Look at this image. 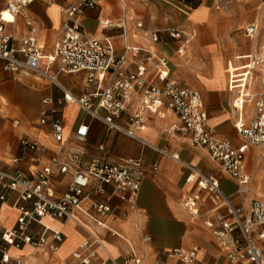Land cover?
<instances>
[{
    "label": "crops",
    "instance_id": "1",
    "mask_svg": "<svg viewBox=\"0 0 264 264\" xmlns=\"http://www.w3.org/2000/svg\"><path fill=\"white\" fill-rule=\"evenodd\" d=\"M77 0H33L24 12L32 17L37 27V36L45 46V54L53 50L55 41L60 38L62 17L60 8ZM127 6L126 38L131 46L156 51L167 57L169 77L180 85L198 90L207 112V124L219 138H228L234 145L241 140L234 128V113L231 101L234 93L228 90V69L239 72L252 52L264 53V0H201L196 7L174 5L170 0H125ZM4 4L0 0V7ZM121 3L118 0H98L94 8H85L79 17L80 24L88 34L102 37L110 36L116 53L123 50L122 30L119 27H104L101 22L114 23L122 18ZM184 5V4H182ZM103 19V20H102ZM142 22V29L135 27L136 21ZM101 21V22H100ZM257 23L258 31L252 38L243 33L250 23ZM16 26V27H15ZM173 27L182 31L188 38L183 55L176 49L180 41L164 37V41L150 40L144 30H161ZM14 39L26 32L24 18L17 16L15 23L5 27ZM16 30V31H15ZM150 65V63H148ZM85 74L60 73L58 81L75 95H80L84 86ZM257 87V84H256ZM61 91L40 76L32 73L12 74L0 72V166L6 171L19 169L24 172L32 169L37 151L25 149L22 138H34L46 146L39 163L47 164L53 154L54 141L49 124H39L40 111L45 97L57 99ZM63 122V146L84 152V160L104 158H137L144 161L146 174L134 199H121L117 194L108 200L112 211L104 218L108 229L94 225L80 212L76 213L90 227L99 239L95 248L93 264H132L128 260L130 250L142 257L140 264H155L157 259L163 264H181L179 260L168 257L166 253L175 247L187 248L192 244L199 247L201 256L209 264H229L217 241L204 225L203 220L214 211H225V207L216 202L197 186L196 181H187L192 170L205 175L216 176L224 193L234 191L235 182L226 174L220 173L205 148L195 146L186 133H171L169 126L177 118L168 110L165 117L151 114L142 137L157 146H166L176 152L179 160L161 155L149 147L116 131H109L95 119L73 103L59 106ZM17 124H13V121ZM80 123L89 126L84 142L73 140V131ZM102 144L105 148L98 150ZM12 157H23L14 164ZM153 162L158 164L156 171L151 170ZM244 163L250 176L251 195L264 196V147L249 145L244 148ZM70 181L68 174H55L53 182L58 192H63ZM108 192L111 188L107 187ZM6 194V202H0V231L13 228L18 218V207L13 203L15 193L5 191L0 186V195ZM199 193L201 195L200 214L193 216L182 207V197ZM95 200H104L96 196ZM232 202L241 204L249 211V194L232 197ZM27 205V203H24ZM84 205L89 207V201ZM60 230L63 239L56 250L47 245L34 247L23 244L20 247L9 246L8 253L12 264L18 259L24 264H79L76 251H84L81 243L89 238L87 231L70 219L44 216L38 222L29 225L27 232L38 236L44 227ZM46 240L51 241V233L46 231ZM150 238L149 240L143 237Z\"/></svg>",
    "mask_w": 264,
    "mask_h": 264
},
{
    "label": "built area",
    "instance_id": "2",
    "mask_svg": "<svg viewBox=\"0 0 264 264\" xmlns=\"http://www.w3.org/2000/svg\"><path fill=\"white\" fill-rule=\"evenodd\" d=\"M33 0H3L0 7V72L12 74L32 73L40 76L61 91L57 99L45 97L40 111L39 124H49L54 141L53 154L47 164H40L39 159L45 153L46 146L34 138H22V146L30 151H37L34 167L28 172L15 169L6 171L0 166V186L5 191L15 193L14 205L18 207V218L13 228L0 231V262L8 263L11 256L9 246L20 247L29 244L34 247L47 245L56 250L63 239L60 230L44 227L38 236L27 232L29 225L42 217L70 219L84 228L89 238L81 243L84 251H76L79 264H93L96 257L93 245L99 244L96 233L87 224L77 218L80 212L85 218L98 226L115 233L106 221L112 209L108 200L117 194L121 199H134L146 174L142 158H118L107 160L92 158L84 160V152L63 146L64 130L59 106L73 103L91 119L100 121L109 131H116L149 147L155 152L179 160L176 152L166 146L153 145L145 140L141 132L147 128L151 114L165 117L168 110L177 118L168 131L188 134L191 143L207 150L211 160L220 173L231 177L235 182L232 193H224L216 176L205 175L194 170L187 176L186 182L196 181L197 186L205 191L210 199L225 207L224 212L214 211L203 220L223 251L229 264H264V198L252 196L250 176L244 163V148L249 145L264 147V53L256 51L248 55L247 62L237 72L228 69V90L234 93L231 111L234 113V128L241 140L234 145L228 138H219L207 124L200 92L189 86L180 85L169 77L167 57L149 49L131 46L126 38L127 6L121 3L122 18L119 22L100 21L104 27H119L122 30L123 50L116 53L110 36L96 37L83 30L79 17L85 8H94L98 0H77L60 8L62 17L61 35L53 50L45 54V46L38 39V29L33 19L24 9ZM4 10L10 13L12 21L3 20ZM17 16L24 18L26 32L19 39H14L6 32L7 24L15 23ZM257 23H250L243 28L246 37L252 38L258 31ZM135 27L142 29V22L136 21ZM150 40L164 41L169 37L180 41L176 49L183 55L188 38L182 31L173 27L161 30H144ZM150 63V65H148ZM85 74V81L80 95L66 89L59 81L60 73ZM257 84V87H256ZM17 124V121H13ZM89 126L78 124L72 138L84 142ZM98 150L105 147L97 146ZM23 157H12L17 164ZM158 164L153 162L151 170L156 171ZM55 174H68L70 183L63 192H58L53 182ZM107 187L111 190L108 192ZM249 194V211H244L241 204L232 202L233 196ZM104 196V200H95ZM6 194L0 195V202H6ZM89 201V207L84 205ZM201 195L193 193L182 197V207L191 215L200 214ZM24 203H27L25 205ZM46 231L51 233V241L46 240ZM146 240L150 238L143 237ZM181 264H209L199 257L196 244L175 247L166 253ZM128 260L140 264L142 257L133 249ZM12 264H24L13 259ZM97 264H105L99 262ZM155 264H163L157 259Z\"/></svg>",
    "mask_w": 264,
    "mask_h": 264
},
{
    "label": "trees",
    "instance_id": "3",
    "mask_svg": "<svg viewBox=\"0 0 264 264\" xmlns=\"http://www.w3.org/2000/svg\"><path fill=\"white\" fill-rule=\"evenodd\" d=\"M182 2H184L185 4H188L192 7H196L199 5V3L201 2V0H180Z\"/></svg>",
    "mask_w": 264,
    "mask_h": 264
},
{
    "label": "rangeland",
    "instance_id": "4",
    "mask_svg": "<svg viewBox=\"0 0 264 264\" xmlns=\"http://www.w3.org/2000/svg\"><path fill=\"white\" fill-rule=\"evenodd\" d=\"M170 3H172V4H174V5H176L177 6V4L179 5V6H186V7H191L190 5H188V4H185L184 2H182V1H180V0H170ZM182 4H184V5H182ZM103 20V19H102ZM263 198H264V196H263ZM200 258H201V256H200ZM202 261H205L204 259H202Z\"/></svg>",
    "mask_w": 264,
    "mask_h": 264
},
{
    "label": "bare ground",
    "instance_id": "5",
    "mask_svg": "<svg viewBox=\"0 0 264 264\" xmlns=\"http://www.w3.org/2000/svg\"><path fill=\"white\" fill-rule=\"evenodd\" d=\"M5 13H7V16H5ZM3 17H4L3 18L4 21H7V22L12 21V17L10 16V13L8 11H6V10H4V12H3Z\"/></svg>",
    "mask_w": 264,
    "mask_h": 264
},
{
    "label": "snow or ice",
    "instance_id": "6",
    "mask_svg": "<svg viewBox=\"0 0 264 264\" xmlns=\"http://www.w3.org/2000/svg\"><path fill=\"white\" fill-rule=\"evenodd\" d=\"M5 16H7V13H5Z\"/></svg>",
    "mask_w": 264,
    "mask_h": 264
}]
</instances>
